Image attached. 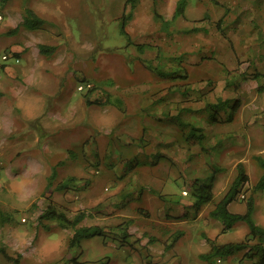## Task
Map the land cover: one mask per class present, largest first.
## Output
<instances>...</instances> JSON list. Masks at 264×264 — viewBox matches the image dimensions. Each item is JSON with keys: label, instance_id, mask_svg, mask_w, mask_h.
Segmentation results:
<instances>
[{"label": "rangeland", "instance_id": "1", "mask_svg": "<svg viewBox=\"0 0 264 264\" xmlns=\"http://www.w3.org/2000/svg\"><path fill=\"white\" fill-rule=\"evenodd\" d=\"M143 1L140 12L133 10L123 25L125 0H0V55L7 51L20 58L16 64L11 57L0 73V247L18 257V264H74L71 258L86 264L99 255L104 264H252L241 259L242 252L200 255L210 248L204 236L224 243L247 232L243 221L221 232L220 221L208 214L239 161L249 176L242 190L254 199L253 219L264 226V189L253 190L261 174L253 155L264 157V76H240L264 73V0H188L185 15L166 29L153 16L152 0ZM175 3L158 0L155 9L170 19ZM26 8L44 23L23 27ZM220 17L226 37L215 25ZM192 27L201 30L183 31ZM40 44L55 50L42 54ZM154 66L179 69L187 78H162L148 69ZM82 81L93 89L77 90ZM119 97L125 99L120 106ZM86 98L98 102L87 104ZM219 98L239 99L236 113L228 121L224 107L219 121L206 122V103ZM107 99L119 111L105 104ZM179 109L180 120L203 126L202 144L185 140L186 128L175 116V123L165 120L163 127L170 130L164 135L177 137L164 145L175 154L162 158L157 149L154 158L161 165L157 169L169 167L167 182L160 190V182L151 179L145 186L152 184L150 195L133 196L142 188L119 158L153 144L163 132L146 139L141 130ZM69 111L71 123L66 122ZM112 122V131L103 127ZM127 124L129 129L120 128ZM214 166L220 170L213 199L187 221L164 226L163 194L194 202L190 180L207 178ZM246 198L231 201L228 209L243 213ZM49 204L69 217L84 211L80 224L99 225L103 234L69 249L72 229L38 221ZM0 264L15 263L0 252Z\"/></svg>", "mask_w": 264, "mask_h": 264}, {"label": "trees", "instance_id": "2", "mask_svg": "<svg viewBox=\"0 0 264 264\" xmlns=\"http://www.w3.org/2000/svg\"><path fill=\"white\" fill-rule=\"evenodd\" d=\"M139 0H125L124 2V10L122 11V17L127 16L126 19L123 21V25L125 20L131 17V12L135 9ZM157 0H152L153 5H155ZM215 4H218L217 0H213ZM188 5V0H176L174 10L172 12L171 18L166 19L160 14L154 7L153 9V16L155 19L161 22V26L164 29L172 27L175 21L185 15V10ZM224 7V4L221 3ZM127 10V11H126ZM229 12V8H225L223 14L226 15ZM223 21V17H220L216 22V28L220 31V33L226 37L225 33L223 32V28L221 27ZM44 23V19L39 17L35 11L31 8L25 9V14L23 16V21L21 25L28 29H34L41 24ZM14 31L16 29H13ZM201 30L200 27H192L191 29H185L184 32H197ZM13 32V31H12ZM55 50L54 46L40 44L39 51L42 54H51ZM16 56H19V53H13ZM149 70L154 72L156 75L162 78H168L172 80L178 79H185L187 78L186 73L178 72L179 69H169L164 70L160 67H148ZM242 79L247 78L250 76L253 79H257L260 76H264L263 72L255 71L252 74L248 75L247 73H240ZM230 85V83H228ZM261 86L258 85V89L261 90ZM93 89V88H92ZM90 89L89 91H91ZM0 96L2 93L0 92ZM85 102L90 104L92 102L98 101H91L90 99L86 98ZM118 105H121V100H117ZM240 101L239 99H221L219 98L214 103H206V114L208 113L207 120L209 122H216L220 119L217 117V113L220 109L224 107H228V115L227 120H231L236 113L239 107ZM227 108V109H228ZM177 123L180 127L186 128L185 140L193 139L194 141L198 142L197 144H202L201 141L203 140L205 133L199 126H195L193 123L186 122L184 120H180L177 116ZM254 160L261 168V174L258 177L257 181L253 185V190H262L264 189V157L262 155H253ZM135 160V159H134ZM133 162V160H129V162ZM128 165L131 166V164ZM131 167H129L130 169ZM212 174L209 175L205 181L200 179L201 177L194 178L191 183V194L194 198V202L192 203L195 211H199L202 206L206 203H209L214 195H213V183L215 180V176L220 170L219 167L214 166L212 167ZM74 178L70 177L66 182L60 183L58 189H62L66 187L68 181H72ZM249 176L245 170L243 162L239 161L236 164V175L232 179L231 183L229 184L228 188L226 189L225 193L214 203L213 208L209 211V215L215 219H218L221 223V232H225L226 230L230 229L236 222L243 221L247 226V232L243 239L239 241H230L224 243H218L215 239H210L207 236H204L206 242L210 246L208 253H203L200 255L201 258H206L208 255L212 254H223L229 256H235L238 253L242 252L241 259H247L252 262V264H264V226L258 224L253 219V212H254V199L250 194L246 198V207L243 213H234L228 209V205L231 201H234L238 198V194L242 191L243 186L248 182ZM140 210V209H139ZM86 214L84 211L77 212L74 216L69 217L63 211L57 210L51 204H49L41 214L38 215V221H55L57 224L62 228H70L72 229V234L68 238V248H77L80 247V242L82 239L90 238L96 235L103 234V228L99 225H81L80 223L85 218ZM181 215L175 216V218H180ZM41 225L47 228V225L41 223ZM179 236V235H178ZM177 236V237H178ZM0 252L5 256V258L9 261H13L15 264H18V257H13L12 255L8 254L7 251L0 247ZM70 261L74 262V264H79L76 259L71 258Z\"/></svg>", "mask_w": 264, "mask_h": 264}, {"label": "crops", "instance_id": "3", "mask_svg": "<svg viewBox=\"0 0 264 264\" xmlns=\"http://www.w3.org/2000/svg\"><path fill=\"white\" fill-rule=\"evenodd\" d=\"M157 2H158V0L156 1L155 5H154L155 7L157 5ZM141 4L142 5L144 4L143 0H139L138 1L137 5L135 7V9H136V12L134 11L135 13H139L140 12L139 11L140 10V6L139 5H141ZM152 5H153V3H152ZM159 99H164V97H160ZM119 100H121V102L123 104L125 99H123L122 97H119ZM100 103H103V102H100ZM104 103L115 106V104H113V100L112 99H107L106 101H104ZM109 107H111V106H108V108ZM113 108L116 111H119L118 107L115 106ZM107 111H108V109H106V112ZM67 113H68L69 117L66 119V122H70L71 123V120L73 118L72 114H74V113H73V111L72 112L69 111ZM179 113H180V109H179V111L176 114H175V111L172 110V112L169 113L168 116H164L163 118L161 117V118H159V120H157V122L155 124L149 125L148 126L149 130H146V131H145V129L141 130V134L142 133H144V135L148 134L145 137L146 139H149V137H152L151 135H157L159 132H163V133L161 134V136H157L158 138L153 144H152V142H150L147 146L139 148L137 153L135 152V154H133V155L126 156V159H124V160H123L122 157L119 158V161L122 160V163L123 164H127V165H128L129 160H133V162H131V161L129 162V164H131V166H130L131 168L127 171L128 172L127 174H129L132 177L135 186H137V182H138L140 187L142 188V193H141L140 190L137 189V190L134 191L133 196L144 197L145 195H147V196L150 195V193H149L151 191V187L150 186H152V184L149 185L148 189H145V186L148 185V183L150 182L151 179H153V181L151 183L160 182V183L156 184V187H158L160 190L163 189L164 183L167 182L166 177H167L169 172L166 173V177H165V173L164 172L169 170V167L165 168L164 170L163 169H157V167L161 166V165H159L160 164L159 163V159L158 158L156 159L154 157H156L155 153H158V150H159V154L163 155L162 158H169V157H172L175 154L174 153L175 152V148H173V147L172 148H165L164 144H166V143L169 144L171 142L175 143L177 136L175 135V133H173L171 136L170 135H164V133L169 131L170 129L166 130L163 126H164L165 120H170L171 121V119H174L175 117H177L179 115ZM148 114H149V112L148 113H144V115H148ZM94 117H96V116H94ZM133 117H136V116L133 115ZM171 122L175 123L174 120H172ZM206 122H208L207 117H206ZM128 124H130V123H128ZM128 124L124 125V126H121L120 128H122L124 130V127L125 128L128 127L127 129H129L130 125H128ZM133 124H134V122H131V126ZM195 125L199 126L200 128H203L202 125H199V124H195ZM113 126L114 125H113V122H112V124L104 125L103 127L105 129H107V130H111L112 131L113 130ZM143 126H144V124H142V127ZM178 128L176 129V133L179 131ZM202 131H203V129H202ZM135 133L136 132H134L133 134H135ZM157 141H158V146H159L158 148H156ZM174 143L172 145H175ZM184 160H186V159H183L180 162H183ZM190 165L191 164H187V166H190ZM137 172H140L141 174H138ZM142 173H143V178L141 177ZM159 173H161V174H159ZM138 175H140V177ZM144 178H146V179H144ZM193 179L190 180V184L192 183ZM183 190H185V189L181 190V194L184 195V196H187L188 194H183L182 193ZM147 191H149V192L147 193ZM161 199H162L161 210L164 209V208H166V210H167L165 213H163V216H164V219H165V221H163L164 222L163 223L164 226H170L171 224H174V225L180 224L181 220L187 221L188 215L193 214L195 216V214H196V211H195V209H194V207L192 205L193 202H191V201H187V200H184V199H173L171 197V194H168V193L163 194ZM137 212H139V210H137ZM177 215H181V217L180 218H175V216H177ZM170 218H174L176 220H173V222L172 221H168V219H170ZM133 225L135 226V224H133ZM128 227H130V226H128ZM128 230H129V228H128ZM202 243H203V245L206 244L204 241H202ZM104 259H105L104 256L99 255V256L95 257L94 261L90 262V260H88L89 262L88 263L85 262V263L86 264H93L95 262H98V263L104 264ZM106 262L109 263L108 260Z\"/></svg>", "mask_w": 264, "mask_h": 264}, {"label": "built area", "instance_id": "4", "mask_svg": "<svg viewBox=\"0 0 264 264\" xmlns=\"http://www.w3.org/2000/svg\"><path fill=\"white\" fill-rule=\"evenodd\" d=\"M13 58L14 62H16V64L19 62L20 58L16 55H14L13 53H9L7 51L3 52L1 55H0V73L1 71L6 67L8 66V60L10 58ZM77 90H90L93 88V84L89 81H82V82H79L76 86ZM183 194H187V190H183L182 191ZM238 198L240 199H244L246 198V195L244 193V191L242 190L239 194H238Z\"/></svg>", "mask_w": 264, "mask_h": 264}]
</instances>
